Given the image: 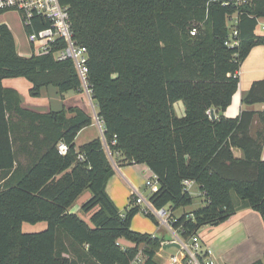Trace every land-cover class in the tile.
I'll return each instance as SVG.
<instances>
[{"label": "trees", "instance_id": "1", "mask_svg": "<svg viewBox=\"0 0 264 264\" xmlns=\"http://www.w3.org/2000/svg\"><path fill=\"white\" fill-rule=\"evenodd\" d=\"M60 1L69 8L74 39L88 50L87 87L103 139L77 148L78 134L94 123L91 115L77 107L34 112L3 86L25 78L33 98L50 87L62 98L84 92L72 61L21 56L11 29L1 24L0 264H132L139 255L142 264H161L163 240L132 230L141 212L134 196L122 212L107 193L115 170L105 145L117 166L143 164L157 177L149 202L155 210L169 207V224L186 241L241 209L264 217V113L224 116L243 63L264 46L257 31L264 0ZM235 15L238 45L230 47L228 21ZM179 102L183 117L175 109ZM243 104H264V79L253 83ZM256 116L263 127L253 136ZM61 142L68 146L65 156ZM186 180L206 204L176 217V210L194 204ZM86 191L91 198L81 212L91 214L90 224L70 212ZM44 222L42 232L22 230L24 223ZM120 239L135 246L123 247Z\"/></svg>", "mask_w": 264, "mask_h": 264}, {"label": "crops", "instance_id": "2", "mask_svg": "<svg viewBox=\"0 0 264 264\" xmlns=\"http://www.w3.org/2000/svg\"><path fill=\"white\" fill-rule=\"evenodd\" d=\"M1 24L5 23H0V25ZM9 28L11 29L10 26ZM263 79L264 46H257L253 48L250 55L241 67L238 91L233 96L231 105L224 112V116L235 119L239 117L243 111L264 113V104H256L251 106L243 104V98L248 93L253 83ZM3 86L7 89H13L17 91L22 98V106L25 109H29L34 112L45 114L51 111L59 112L63 108L71 109L77 107L91 115L94 118V123L92 126L83 129L78 134L76 138L77 148L94 139H103V131L100 129V125L96 121L94 115L91 113L89 104L86 102L85 91H73L65 94L64 98H62L56 89L50 87L44 89L39 98H33L30 96V89L32 85L25 78L6 79L3 81ZM177 104V115L179 117H183L185 115V107L184 105H179V103ZM213 113L215 118L221 116L220 112L213 111ZM262 127L263 126L258 116H256L251 130L252 135L255 136ZM93 129L96 130L93 132V134L88 133ZM235 154L237 157L242 156V153L239 150L235 151ZM262 158L264 160V150ZM140 166H144L146 170L151 172L150 169L143 164H123L120 166L114 165L115 175L109 180L106 190L120 211H122L120 208L122 204L124 205V203H126L125 207L128 206L130 195H133V190L138 189V186L135 184V176L130 173V170H134L136 167ZM122 178L127 181L130 188L127 187V185H124ZM121 186L127 190L126 194L123 193ZM90 198L91 193L86 191L75 202L72 209H70L71 213L77 214L89 224L91 214H81V207ZM139 215L140 214H138L132 222V230L143 234H150L153 237L163 240L162 248L157 253L158 261L161 264H169L171 256H177L181 260L184 259V255L180 249V254L177 255L169 253V248H164V245L174 242L175 239L167 238L168 234H162V237H159L157 235V231H161L160 224L155 223L158 226L156 231L154 230V227H151L149 224L143 226V230H139L138 228L134 227ZM167 229L173 236H175L176 232L174 230L170 229L169 227H167ZM199 232L200 235L198 237L200 239V244L204 251H211L210 259L214 264H252L258 260H264V217L252 209H241L227 222L219 226H206ZM119 243L123 247L135 246L133 243L128 242L125 239H120Z\"/></svg>", "mask_w": 264, "mask_h": 264}, {"label": "built area", "instance_id": "3", "mask_svg": "<svg viewBox=\"0 0 264 264\" xmlns=\"http://www.w3.org/2000/svg\"><path fill=\"white\" fill-rule=\"evenodd\" d=\"M235 1L241 3L244 0ZM4 14H15L18 16L30 46V56L53 55L57 61H72L84 87V91L91 99V94L87 87L88 50L86 47L79 45L74 39L69 8L67 6H63L60 0H0V16ZM228 24L231 40L227 45L234 47L238 45V42L233 40V37L238 35L235 28V24H237L236 15L229 18ZM257 31L259 34H264V18L259 20ZM196 33L197 30L194 29L191 35L195 36ZM95 118L100 125V129H102L99 119L97 116ZM105 150L113 166H116L107 145H105ZM58 151L60 155L65 156L68 153V146L61 142L58 145ZM154 179L155 183H157L156 176ZM153 185V182H147V186L152 187ZM184 185L190 192L194 187L199 189L190 180H186ZM133 196L134 205H146V212L151 211L158 222L172 229L169 224L171 215L169 211L166 209L155 210L138 189L133 190ZM201 196L204 197V194L201 193ZM176 233L174 242L180 245L184 259L181 260L177 256H171L169 264H214L210 259L211 251L203 250L197 235L191 240L186 241L178 232ZM142 262L143 258L139 255L132 264H142Z\"/></svg>", "mask_w": 264, "mask_h": 264}, {"label": "rangeland", "instance_id": "4", "mask_svg": "<svg viewBox=\"0 0 264 264\" xmlns=\"http://www.w3.org/2000/svg\"><path fill=\"white\" fill-rule=\"evenodd\" d=\"M0 23H5L6 25L8 24L11 27V31L14 35L15 40H16L17 50H18L19 54L23 57H26V58L30 57V46H29V43L27 41L26 33L21 26V23H20L18 16L15 14L1 15L0 16ZM85 99H86V102L89 104V109L91 110V113L94 115V117H96V113H95V112H97L96 106L94 104H92L93 102L91 103V99H90L89 95L86 94ZM179 105L183 106L182 102H179ZM175 109L178 110V104L176 105ZM94 131H96V130L93 129V130L89 131L88 133L93 134ZM130 173H132L135 176V184L138 186V189H139L138 191L141 193V195L147 201H149V198L151 197V195L159 189V184L155 183V179H154L155 175L152 174L151 172H149L148 170H146V168L144 166L136 167L134 170H130ZM122 181H123L124 185H127V187L130 188L129 184L127 183V181L124 178H122ZM148 181L153 182L154 185L152 187L147 186ZM121 189L123 190V193H125V194L127 193V190H125V188H123V186H121ZM87 192L90 193L89 191H87ZM191 193L194 196V204L192 206L176 210L174 213V215L176 217L181 216V214H183L185 212H192L194 210H197L198 208L205 206V204H206L205 199L203 196H201V192L199 191V189L197 187L192 188ZM131 197H132V194L130 195V198ZM234 199H235L236 203H242L235 195H234ZM125 204L126 203H124V205L122 204L120 207L122 212H125L126 209L129 208L130 199H129V203H128L127 207H125ZM140 207H141V212L139 213L140 215L138 216V219H137L136 223L134 224V227L138 228L139 230H143L142 227L149 224V225H151V227H154V230L156 231L158 226L145 213L146 205H141ZM166 210L169 211L170 210L169 207L166 208ZM81 214H84V213L81 212ZM159 224L161 225V231H157V235L159 237H162V234H168L167 238H174V236L171 234V232L168 231L167 226L161 224L160 222H159ZM46 228H47V223H45V222L41 223V224H37V225L24 223L22 230L24 233L28 234V233L42 232ZM199 235H200V232L198 233L197 236H199ZM168 252L172 253V254H177V255L180 254V250L178 248H169Z\"/></svg>", "mask_w": 264, "mask_h": 264}, {"label": "water", "instance_id": "5", "mask_svg": "<svg viewBox=\"0 0 264 264\" xmlns=\"http://www.w3.org/2000/svg\"><path fill=\"white\" fill-rule=\"evenodd\" d=\"M164 248H178V249H180V245L176 242H172V243L164 245Z\"/></svg>", "mask_w": 264, "mask_h": 264}]
</instances>
